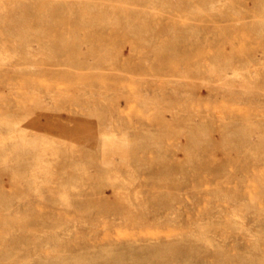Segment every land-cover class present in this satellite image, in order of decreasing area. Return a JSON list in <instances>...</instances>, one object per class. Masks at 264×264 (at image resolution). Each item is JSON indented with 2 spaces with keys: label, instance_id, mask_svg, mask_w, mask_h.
<instances>
[{
  "label": "rangeland",
  "instance_id": "rangeland-1",
  "mask_svg": "<svg viewBox=\"0 0 264 264\" xmlns=\"http://www.w3.org/2000/svg\"><path fill=\"white\" fill-rule=\"evenodd\" d=\"M0 264H264V0H0Z\"/></svg>",
  "mask_w": 264,
  "mask_h": 264
}]
</instances>
